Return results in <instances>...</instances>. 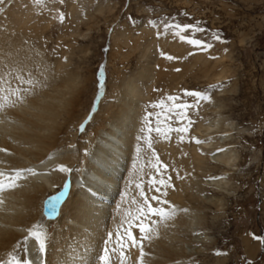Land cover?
Wrapping results in <instances>:
<instances>
[{
  "label": "rangeland",
  "instance_id": "rangeland-1",
  "mask_svg": "<svg viewBox=\"0 0 264 264\" xmlns=\"http://www.w3.org/2000/svg\"><path fill=\"white\" fill-rule=\"evenodd\" d=\"M0 9V33L17 37L14 49L20 54L16 60L24 79L39 80L41 67L52 75L71 73L84 82L82 111L87 112L95 103L99 109L113 101L119 86L134 83L141 105L140 136L146 135L141 128H146L148 113L153 126L159 114L160 126L168 127L167 97L195 103L185 91L206 92L210 99L188 112L193 123L187 133L172 132L164 139L153 132L151 149L139 141L141 158L148 162L145 189L147 177L154 176L158 166L152 149L159 162L167 165L166 171L161 170L163 178L171 177L173 182L165 197L170 201L178 194V182L193 173L186 166L196 143L192 138L202 142L224 139L214 150L236 155L233 165L219 166L209 156L208 169L194 171L202 183L221 177L230 181L223 189L204 184V201L192 202L203 220L194 230L199 239L197 254L187 263L246 264L251 260L264 264V245L250 235L264 237V0H4ZM197 22L203 31L189 30L184 35L211 44L207 50L165 29L166 24ZM214 33L220 40L213 38ZM101 67L104 88L97 98ZM161 103L163 109L152 107ZM218 118V132L199 131ZM172 126L187 124L172 121ZM80 131L73 127L62 136L64 146L77 143L71 138ZM66 180L45 201L59 193ZM203 238L207 240L202 242ZM217 251L227 255H217Z\"/></svg>",
  "mask_w": 264,
  "mask_h": 264
},
{
  "label": "bare ground",
  "instance_id": "bare-ground-1",
  "mask_svg": "<svg viewBox=\"0 0 264 264\" xmlns=\"http://www.w3.org/2000/svg\"><path fill=\"white\" fill-rule=\"evenodd\" d=\"M16 43L17 37L0 33V86L7 87L5 79L13 87L19 83L14 79L21 74L17 72L21 65L17 61L18 49H14ZM36 81L40 87L26 96L23 103L0 110V148L7 150L0 152V172L10 175L12 169L20 168L37 172L26 174L25 179L18 181V187L0 193V260L7 261L12 252L16 259H29L33 264H100L99 255L108 233H113L108 244L111 250L116 245L122 218L136 207L133 198L141 203L135 184L141 176L145 178L148 170L137 140L141 119L137 86H119L113 101L99 109L95 103L87 112L82 111L84 82L71 73L52 75L41 67V78ZM90 111L92 119L85 124ZM82 124L85 130L73 132L71 138L77 143L64 146L62 136ZM220 127L218 118L199 131L218 132ZM222 141L212 137L200 145L195 143L186 165L193 169L192 174L208 169L209 156L217 165H233L236 155L214 150ZM58 165L72 171L54 170ZM192 174L175 186L178 194L170 203L177 211L155 226L151 239L142 242L143 264H188L198 251L195 245L199 239L194 230L202 222L203 214L192 202L204 201L205 185L223 189L230 180L221 177L202 183ZM64 179L70 184L69 191L57 205V212L52 213L47 201L58 193L45 201L46 196ZM121 193H125L123 199ZM33 225H41L47 233L44 253L39 252L35 239L24 244L27 230ZM134 234L139 239V231L134 230ZM24 247L28 248L27 254ZM138 260L140 247L129 245L125 249V264H138ZM112 264H120L119 249L112 256Z\"/></svg>",
  "mask_w": 264,
  "mask_h": 264
},
{
  "label": "snow or ice",
  "instance_id": "snow-or-ice-1",
  "mask_svg": "<svg viewBox=\"0 0 264 264\" xmlns=\"http://www.w3.org/2000/svg\"><path fill=\"white\" fill-rule=\"evenodd\" d=\"M3 3L4 0H0V4ZM60 19L61 21H63L64 17L61 16ZM149 23L150 25L154 24L153 21H150ZM165 29L174 30L175 35H178L180 40L186 41L188 44L200 50H207L211 47V44L207 43L206 41H202L198 38H187L184 35V33L189 30L195 32L203 31V29L199 27V22H197L196 24H166ZM161 34L162 33H158V36ZM213 38L216 40H220V36L218 33H214ZM189 55H192V53H189ZM166 58L169 60L174 59V57L171 56H167ZM23 71L24 70L22 68L17 69V72L21 74L14 77V79L19 82L16 87H13L12 83L7 79L3 81V83L7 85V87L0 86V110L5 107H15L18 103H23L26 96L32 95L33 90L40 87L39 81H25ZM23 84L30 85V87H24L22 86ZM210 87H219V85ZM97 88V98H99V90H102L104 88L103 67H101V69L99 70ZM184 95L192 97L195 103L182 102V98L178 96L167 97V100L170 102V107L167 109V115L165 117V119L168 121V127L163 128L160 126L159 114H157L156 124L155 126H153V121L151 119L152 114L148 113L144 117L146 128H141V132L146 133V135L138 136L137 140L147 143L148 148L151 149L152 144L150 141V136L153 132L164 139H169L172 132L187 133L188 128L193 123L191 119L188 118L189 110L198 107L200 101H208L210 97L206 92L201 91H185ZM152 107H161L163 109V103L152 105ZM92 116L93 113L90 111L85 124L92 119ZM172 121H174L177 125H180L182 124V122L186 121L187 126L173 127ZM80 130H85L84 124L80 126ZM183 138V136L180 137L181 140H183ZM192 139H194L196 143H202V141L196 140L194 137ZM6 151V149L0 148V152ZM218 151H223V149H218ZM152 156L157 160L158 166L155 167V175L150 176L147 180V190L144 187L145 180L143 176H141L140 181L135 184L142 203L133 198L132 203L135 204L136 207L133 211L126 213L122 218L120 229L116 232V245L112 247L111 250L109 249L108 244L112 239L113 233H108V240L105 241V247L102 250V254L99 255L100 264H112V256L117 252V249H119L120 264H125V249L129 245L131 247H140V260H138V264H143V257L145 256V252L142 242L145 239H151L150 233L154 230L155 226L158 223H162L165 220L171 218V216L174 215L175 211H177L175 205H172L170 201L165 199V197H167V189L173 187L171 183V177H168L167 180H165L162 175L161 170L163 169L166 171L167 165L159 162V157L154 149H152ZM54 170H58L63 173L72 171V169H69L64 165H58ZM26 174L37 175V172L33 168L12 169V174L10 175H5L3 172H0V193L18 187V181L21 179H25ZM177 178H180L179 175L177 176ZM69 188L70 184L65 181L63 189L57 194V196L52 197L47 202L50 212H57V205L64 200L69 191ZM150 192L155 194L149 196L148 193ZM124 196L125 193H121L122 199L124 198ZM0 203H2V201H0ZM165 205H167V207H165ZM153 217H157L159 219L156 220L153 219ZM134 230L139 231V239L134 234ZM27 231L28 235L24 237V244H27V241H29L30 239H35L38 244L39 252L44 253L46 250L47 233L43 231L42 226L33 225L32 228H29ZM250 235L252 236V239L257 240L261 245H264V237L257 236L251 233ZM23 251L27 254L28 248L24 247ZM216 254L227 255V253H221L219 251H217ZM8 255L9 259L7 261L0 260V264H33V262L29 259H16L12 252H10ZM246 264H252V261L248 260L246 261Z\"/></svg>",
  "mask_w": 264,
  "mask_h": 264
},
{
  "label": "water",
  "instance_id": "water-1",
  "mask_svg": "<svg viewBox=\"0 0 264 264\" xmlns=\"http://www.w3.org/2000/svg\"><path fill=\"white\" fill-rule=\"evenodd\" d=\"M48 201H49V200H48ZM48 201H47V202H48Z\"/></svg>",
  "mask_w": 264,
  "mask_h": 264
}]
</instances>
